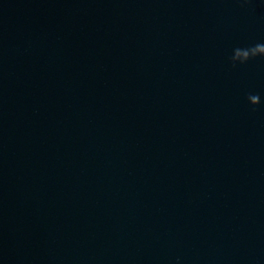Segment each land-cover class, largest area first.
Here are the masks:
<instances>
[{"label":"water","instance_id":"obj_1","mask_svg":"<svg viewBox=\"0 0 264 264\" xmlns=\"http://www.w3.org/2000/svg\"><path fill=\"white\" fill-rule=\"evenodd\" d=\"M256 44L264 0H0V264H264Z\"/></svg>","mask_w":264,"mask_h":264},{"label":"clouds","instance_id":"obj_2","mask_svg":"<svg viewBox=\"0 0 264 264\" xmlns=\"http://www.w3.org/2000/svg\"><path fill=\"white\" fill-rule=\"evenodd\" d=\"M235 55L231 57L234 62L236 59H240L241 63L246 62L250 58L256 57L257 53H264V44H256L255 46L249 48H236ZM248 99L252 101V105H257L260 103V97L258 94H250Z\"/></svg>","mask_w":264,"mask_h":264}]
</instances>
